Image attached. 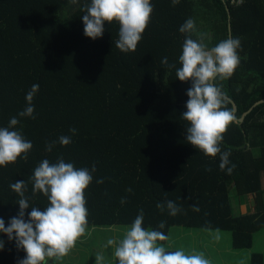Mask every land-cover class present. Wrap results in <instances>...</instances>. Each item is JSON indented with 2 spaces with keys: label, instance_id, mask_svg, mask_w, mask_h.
I'll list each match as a JSON object with an SVG mask.
<instances>
[{
  "label": "trees",
  "instance_id": "obj_1",
  "mask_svg": "<svg viewBox=\"0 0 264 264\" xmlns=\"http://www.w3.org/2000/svg\"><path fill=\"white\" fill-rule=\"evenodd\" d=\"M90 3L0 0V128L17 117L14 130L33 145L27 159L22 154L0 166V218L7 226L20 211L19 196L10 188L17 180L26 182L30 205L43 211L47 197L32 195L30 177L44 159L56 163L62 157L78 169L91 171L95 165L84 192L86 226L131 225L143 209V227L166 236L159 243H167L171 228L181 226L228 231L234 249H251L264 232V103L243 122L239 118L264 98V0H180L175 6L172 0H151L150 22L136 50L128 53L115 47L116 21L105 24L102 38L85 36L83 8ZM227 6L241 48L232 76L215 81L227 97L226 108L234 114L228 97L238 106L219 145L230 152V163L221 170L219 153L206 156L186 141L182 113L191 81H180L176 69L188 36L210 32L209 48L230 38ZM189 18L196 32L181 33ZM164 57L175 67L163 65ZM33 84L39 85L32 102L35 118L19 117ZM62 135L72 142L61 145ZM243 198L254 210L235 214L233 200ZM167 201L181 211L169 215ZM158 203L165 204L163 211ZM161 222L164 228L158 227ZM0 239L5 241L0 264H18L26 253L5 234ZM250 263L264 264V253L253 252Z\"/></svg>",
  "mask_w": 264,
  "mask_h": 264
},
{
  "label": "clouds",
  "instance_id": "obj_2",
  "mask_svg": "<svg viewBox=\"0 0 264 264\" xmlns=\"http://www.w3.org/2000/svg\"><path fill=\"white\" fill-rule=\"evenodd\" d=\"M76 3L77 0H72ZM180 0H172L173 5ZM84 34L96 40L102 38L105 24L116 21L119 23V38L115 47L123 53L134 52L141 41L153 12L151 0H91L84 5ZM181 33L196 32V23L189 18L180 27ZM197 39L188 36L179 56L181 67L176 69V77L182 82L191 81L187 90L189 99L182 119L188 122L185 127L186 141L195 149L201 150L206 156L215 157L220 154V169L229 165L230 152H222L219 147L223 134L228 126L235 121L233 112L226 108L227 97L222 88L214 81L227 80L240 63L238 49L241 48L239 38H227L209 48L205 43V34L197 33ZM161 63L170 65L167 57ZM39 90L38 84H33L26 94L27 106L18 113L19 117H34L33 98ZM20 123L17 117L10 118L7 127L0 128V166L15 163L23 154L32 149L31 141L25 140L19 130H14ZM72 134L75 128H70ZM71 136L59 137L61 145H69ZM53 143L46 145L51 151ZM234 167V166H233ZM210 170V169H209ZM231 172V168L227 169ZM87 168H76L72 163H66L61 157L56 163L44 159L30 177L33 184L32 195L42 193L47 197L48 205L43 211L31 206L29 197L25 195L27 184L17 180L10 188L18 194L20 211L5 225L0 218V233L5 234L9 241H14L17 249L26 255L18 264H46L48 259L61 258L70 251L76 240L85 232L87 225V208L84 192L93 180L92 172ZM103 183V181H98ZM131 191V189H128ZM124 203L125 201H121ZM31 206V211L26 212ZM169 215H177L181 209L173 201L166 202ZM157 208L164 210L165 204L158 203ZM195 211H199L194 206ZM144 213L140 210L134 222L128 226L123 238L119 241L109 239L108 245H115L114 256L118 264H209L202 254L187 255L182 250L166 251L158 244L166 236L156 230H146L143 227ZM161 222L159 228H164ZM5 247V241L0 239V250ZM96 264H103L104 257L97 254Z\"/></svg>",
  "mask_w": 264,
  "mask_h": 264
},
{
  "label": "rangeland",
  "instance_id": "obj_3",
  "mask_svg": "<svg viewBox=\"0 0 264 264\" xmlns=\"http://www.w3.org/2000/svg\"><path fill=\"white\" fill-rule=\"evenodd\" d=\"M204 33V43L210 41V32ZM198 38V37H197ZM253 198V196H251ZM245 198L240 203L233 200L234 213L251 212L254 210ZM130 225H115L111 228L86 226L82 234L70 249L67 255L48 259L46 264H96L95 257L101 254L103 264H116L114 256L115 245H108V240L119 241ZM197 239V240H196ZM196 240V244H194ZM165 249L182 250L187 255L202 254L209 264H251L250 257L253 252L264 253V232L256 235L255 243L251 249L236 250L232 245V236L228 231L213 232L207 229H188L181 226L171 228L167 243H159Z\"/></svg>",
  "mask_w": 264,
  "mask_h": 264
},
{
  "label": "water",
  "instance_id": "obj_4",
  "mask_svg": "<svg viewBox=\"0 0 264 264\" xmlns=\"http://www.w3.org/2000/svg\"><path fill=\"white\" fill-rule=\"evenodd\" d=\"M225 1V0H224ZM227 10H228V14H229V36H230V38H233V33H232V23H231V13H230V9H229V6H227ZM214 83H215V81H214ZM228 99L232 102V104H233V108H234V116H236V113H237V111H238V106H237V103L232 99V98H230V97H228ZM262 103H264V98H262V99H260V100H258V101H256L254 104H253V106L249 109V110H247L246 112H244V114H243V116L241 117V118H239V121L240 122H243L244 121V119H245V117L257 106V105H260V104H262Z\"/></svg>",
  "mask_w": 264,
  "mask_h": 264
}]
</instances>
